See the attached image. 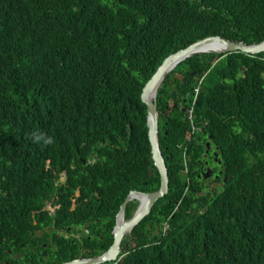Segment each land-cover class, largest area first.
Segmentation results:
<instances>
[{
  "label": "trees",
  "instance_id": "trees-1",
  "mask_svg": "<svg viewBox=\"0 0 264 264\" xmlns=\"http://www.w3.org/2000/svg\"><path fill=\"white\" fill-rule=\"evenodd\" d=\"M0 15V230L83 234L71 244L56 233L67 250L49 264L102 255L130 192L160 188L141 95L164 60L211 36L264 40V0H0ZM157 107L169 192L107 264H264V52L186 59ZM70 122L93 128L80 152L67 148ZM205 161L223 175L199 178Z\"/></svg>",
  "mask_w": 264,
  "mask_h": 264
},
{
  "label": "water",
  "instance_id": "water-1",
  "mask_svg": "<svg viewBox=\"0 0 264 264\" xmlns=\"http://www.w3.org/2000/svg\"><path fill=\"white\" fill-rule=\"evenodd\" d=\"M236 52H243L246 54H260L264 52V40L260 43H254L251 45L242 41H232L225 39L221 36H211L199 40L188 47L181 49L171 55H169L157 72L151 78V80L144 86L142 91V102L147 106V125L148 135L152 147V157L154 164L157 167L160 176L161 184L160 188L154 192H143L132 190L125 202L121 205L120 211L117 214L116 225L113 230L114 242L111 247L98 257H86L77 258L72 261H68L64 264H105L112 261H117L119 258L124 257L121 255L127 243L123 245L124 237L131 235L132 231L137 227L152 211L154 205L163 198L169 192V174L166 165L165 158L160 148L159 142V115L160 112L157 107L158 101V89L165 80V78L183 61L186 59L203 54H231ZM194 73H192L193 75ZM185 111V109H183ZM212 139V135L209 136ZM211 149V142L207 143V153ZM215 159H218V154H214ZM221 164L222 161L219 160ZM65 179L68 180V173L63 172ZM213 174L211 169H207L199 175V178L204 180L209 179ZM222 172H220L216 178H218ZM226 181V179H224ZM80 191L78 193V196ZM137 200L139 206L130 219H125L126 209L129 202ZM50 209V202L46 201V207L44 210ZM51 210V209H50ZM86 229H88L86 227Z\"/></svg>",
  "mask_w": 264,
  "mask_h": 264
},
{
  "label": "flooded vegetation",
  "instance_id": "flooded-vegetation-1",
  "mask_svg": "<svg viewBox=\"0 0 264 264\" xmlns=\"http://www.w3.org/2000/svg\"><path fill=\"white\" fill-rule=\"evenodd\" d=\"M219 160L218 158L216 161L219 163ZM219 165L221 164L219 163ZM216 168L218 167L215 164L209 165V162L205 161V167L202 169V172L211 169L213 177L220 172L223 175V170L221 168L216 170ZM21 214L20 212L19 216ZM0 216L5 217V213L1 209ZM25 223L22 225L13 223V229L14 225L17 226V229L14 231L11 228L0 230V264H49L65 256L63 253L67 249L61 247L60 244H56V238L51 237L52 230L48 227L30 229L24 226ZM68 250L71 251L70 248Z\"/></svg>",
  "mask_w": 264,
  "mask_h": 264
},
{
  "label": "clouds",
  "instance_id": "clouds-1",
  "mask_svg": "<svg viewBox=\"0 0 264 264\" xmlns=\"http://www.w3.org/2000/svg\"><path fill=\"white\" fill-rule=\"evenodd\" d=\"M43 1H46V2H49L50 0H43ZM0 23L4 24V25H7L10 27L9 25V21L6 20V18L4 16H1L0 15ZM8 40H9V43L11 44V40L14 39V36H11L9 34V36L7 37ZM13 64V63H12ZM201 84V83H200ZM23 86V84L21 83H17L16 84V89L17 91L19 89H21V87ZM158 102V101H157ZM185 111H186V108H184ZM184 111V112H185ZM9 113H10V102L9 100L7 99V92L6 90L4 89V85H0V121H2L3 119H6L8 116H9ZM189 113H192V110L189 111ZM160 116V115H159ZM192 117L190 116V119ZM67 126L71 127L72 131L71 133L67 136L66 138V145H67V148L69 151H72V150H77L80 152V150L82 148H86L87 145H88V141H89V138L91 137V135L93 134V131L91 127L89 126H83V125H79V124H76L74 122H70L67 124ZM33 138L36 142H39L42 137L41 136H38L36 135L35 133L33 134ZM44 144L45 145H49V144H52L54 141L51 137H48L46 139L43 140ZM165 158V157H164ZM83 163L84 165L87 166L88 162L84 161L83 160ZM66 171V170H64ZM64 171H62L60 173V179L58 181V184L59 183H65L66 181H64L65 179V176H64ZM67 172V171H66ZM68 173V172H67ZM80 191V190H79ZM79 191L76 193V196H78V193ZM8 192V189H4V193H7ZM50 202V201H49ZM53 201L50 202V209H48L47 211L50 212L51 215H54L55 212H56V206H53ZM127 210V209H126ZM126 215V214H125ZM117 218V217H116ZM126 219V218H125ZM115 227V226H114ZM50 230H52V228H54V232L51 234V237H55V234L58 233V235H62L64 234V237L65 239L69 240L71 244H73V241H72V238H77L79 240H81L83 234L81 232H74V231H70V230H56L54 226L52 227H48ZM114 230V229H113ZM86 232H88V229H86ZM113 232V231H112ZM82 234V235H80ZM113 234V233H112ZM114 236V235H113ZM124 240H125V237H124ZM75 260V259H74ZM72 261V260H71ZM112 262H115V261H112ZM67 263V262H65ZM110 263V262H108ZM56 264H60V263H56ZM61 264H64V263H61ZM107 264V263H105Z\"/></svg>",
  "mask_w": 264,
  "mask_h": 264
},
{
  "label": "rangeland",
  "instance_id": "rangeland-1",
  "mask_svg": "<svg viewBox=\"0 0 264 264\" xmlns=\"http://www.w3.org/2000/svg\"><path fill=\"white\" fill-rule=\"evenodd\" d=\"M171 105H172V102H171ZM216 152H213V154H215ZM214 162H216V160H215V157H214ZM212 164H214V163H211V165ZM216 165V164H215ZM218 175V174H217ZM216 175V176H217ZM216 176L214 177V178H216ZM220 186V184H217V183H212L211 185H210V187H209V190H211V191H213V190H216L218 187ZM55 230H54V228H52V233L54 232ZM80 235H82V234H80ZM126 238V237H125Z\"/></svg>",
  "mask_w": 264,
  "mask_h": 264
},
{
  "label": "built area",
  "instance_id": "built-area-1",
  "mask_svg": "<svg viewBox=\"0 0 264 264\" xmlns=\"http://www.w3.org/2000/svg\"><path fill=\"white\" fill-rule=\"evenodd\" d=\"M198 91H199V88H198V89H196V93H198Z\"/></svg>",
  "mask_w": 264,
  "mask_h": 264
},
{
  "label": "bare ground",
  "instance_id": "bare-ground-1",
  "mask_svg": "<svg viewBox=\"0 0 264 264\" xmlns=\"http://www.w3.org/2000/svg\"><path fill=\"white\" fill-rule=\"evenodd\" d=\"M3 238V237H2ZM2 241V240H1Z\"/></svg>",
  "mask_w": 264,
  "mask_h": 264
}]
</instances>
